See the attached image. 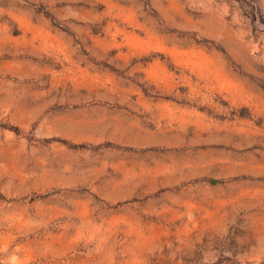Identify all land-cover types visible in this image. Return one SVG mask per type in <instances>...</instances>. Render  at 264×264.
<instances>
[{"label":"rangeland","instance_id":"rangeland-1","mask_svg":"<svg viewBox=\"0 0 264 264\" xmlns=\"http://www.w3.org/2000/svg\"><path fill=\"white\" fill-rule=\"evenodd\" d=\"M0 264H264V0H0Z\"/></svg>","mask_w":264,"mask_h":264}]
</instances>
